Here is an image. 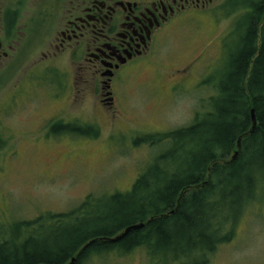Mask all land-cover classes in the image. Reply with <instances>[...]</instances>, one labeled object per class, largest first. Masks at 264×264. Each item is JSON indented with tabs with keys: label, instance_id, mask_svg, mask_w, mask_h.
Wrapping results in <instances>:
<instances>
[{
	"label": "rangeland",
	"instance_id": "374dc122",
	"mask_svg": "<svg viewBox=\"0 0 264 264\" xmlns=\"http://www.w3.org/2000/svg\"><path fill=\"white\" fill-rule=\"evenodd\" d=\"M241 1L208 0L179 14L161 34L151 56L138 62L117 86L119 99L113 110L100 107L95 96L84 109L69 105L68 79L62 70L48 76L58 96L44 103L40 114L55 116L60 126L53 136L44 135L47 129L41 134L42 126L31 128L39 119L25 108L15 106L4 119L0 107V232H11L12 223L24 221L31 225L15 232L35 231L38 245H53L56 233L76 224L84 229L98 222L97 216L118 210L121 201L110 198L127 193L146 169L170 164L159 157L171 151L179 153L176 158L181 155L186 147L146 138L187 126L211 110L218 79L232 68L240 47L236 26L250 11L238 5ZM0 76L1 105L4 86L17 83L19 73L6 71ZM79 114L84 117L77 118ZM173 161L175 166L181 163ZM262 183L252 190L244 181L237 188L241 197L233 191L235 183L224 190H232L222 200L229 206L222 214L223 233L231 235L204 255L206 264H264ZM85 202V215L76 223L73 218L83 215ZM103 225L98 227H109ZM26 235L21 233V238ZM143 246L126 253L92 255L84 264H162ZM204 259L198 257L197 264Z\"/></svg>",
	"mask_w": 264,
	"mask_h": 264
},
{
	"label": "trees",
	"instance_id": "16d2710c",
	"mask_svg": "<svg viewBox=\"0 0 264 264\" xmlns=\"http://www.w3.org/2000/svg\"><path fill=\"white\" fill-rule=\"evenodd\" d=\"M239 4L250 11L236 26L240 47L232 68L218 79L211 110L187 126L146 138L152 143L171 141L176 147H186L185 151L177 158L179 153L174 151L159 157L170 164L146 169L127 193L110 198L121 201L118 210L97 216L99 221L84 229L76 224L56 233L53 245H38L35 231L24 232L31 223H12L11 232H0V264H66L72 257L75 264H84L92 255L113 250L126 253L140 245L149 247V255L162 264H188L190 260L197 264L198 257L204 259L229 239L231 234L223 233L226 218L222 216L229 206L222 200L232 190H224L235 183L233 191L241 197L237 188L244 181L252 190L264 183V0ZM251 109L256 119L252 132ZM173 160L181 163L175 166ZM84 215L85 211L73 221L77 223ZM136 222L144 227L115 242L109 240ZM102 224L109 227H98ZM20 226L24 230L15 232ZM21 233L27 234L24 239Z\"/></svg>",
	"mask_w": 264,
	"mask_h": 264
},
{
	"label": "flooded vegetation",
	"instance_id": "af4514ba",
	"mask_svg": "<svg viewBox=\"0 0 264 264\" xmlns=\"http://www.w3.org/2000/svg\"><path fill=\"white\" fill-rule=\"evenodd\" d=\"M206 1L0 0V74L19 73L17 83L4 86V119L20 106L39 119L31 128L42 126L45 136L58 133L55 116L40 114L44 103L57 100L48 76L59 70L67 74L69 105L84 109L95 96L100 107L113 110L117 86L151 56L164 30L187 8ZM139 248L144 246L134 249Z\"/></svg>",
	"mask_w": 264,
	"mask_h": 264
},
{
	"label": "water",
	"instance_id": "95a60500",
	"mask_svg": "<svg viewBox=\"0 0 264 264\" xmlns=\"http://www.w3.org/2000/svg\"><path fill=\"white\" fill-rule=\"evenodd\" d=\"M250 119H251V128H250V132H252L255 128V124H256V119H255V115H254V111L253 109L250 110ZM237 147H239V140L237 141ZM237 155V151H235L232 155V159H234ZM143 223H138V224H133V225H130V226H127L125 227L122 232L120 234H117L116 236L110 238L109 240L111 242H115L117 240H119L120 238H122L123 236H125L128 232H130L131 230H134V229H139L141 227H143ZM75 260L74 257L71 258L69 264H72L73 261Z\"/></svg>",
	"mask_w": 264,
	"mask_h": 264
},
{
	"label": "bare ground",
	"instance_id": "6f19581e",
	"mask_svg": "<svg viewBox=\"0 0 264 264\" xmlns=\"http://www.w3.org/2000/svg\"><path fill=\"white\" fill-rule=\"evenodd\" d=\"M136 223L138 224V223H141V222H136ZM136 223H135V224H136ZM130 225H131V224H129L128 226H130ZM132 225H133V224H132ZM126 227H127V226H126ZM74 258H75V257H74Z\"/></svg>",
	"mask_w": 264,
	"mask_h": 264
}]
</instances>
